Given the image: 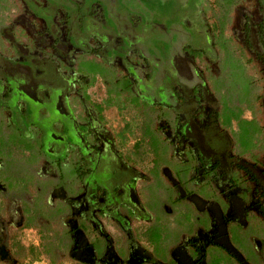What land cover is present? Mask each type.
<instances>
[{
	"label": "flooded vegetation",
	"instance_id": "1",
	"mask_svg": "<svg viewBox=\"0 0 264 264\" xmlns=\"http://www.w3.org/2000/svg\"><path fill=\"white\" fill-rule=\"evenodd\" d=\"M20 1L19 5L16 0H9L7 10L14 13L0 20V127L8 124L11 128H24L39 140L43 157L37 164L43 163L45 174L36 171V175L55 180L62 174L54 170L59 166L66 169L62 179L75 193L67 195L55 188L52 195L66 198L65 219L72 227L78 222L89 235L84 238L75 229L74 257L99 264H264V124L248 106V94L250 116L246 118L238 114L240 108L228 105L219 92L223 76H217L219 69L211 71V64L215 65L216 60L219 63V56L214 57L218 50L212 46L215 51L211 63L206 57L191 61L183 53L175 54L171 60L174 82L188 88L191 104L186 111H177L185 101L177 84L173 83L176 98L163 97L169 94L162 88L163 81L156 77L154 86L143 91L142 96L148 93L162 97L163 102L169 100L177 111L170 114L175 117L170 124L162 118L157 122L172 158L177 159L168 165L162 161V148L152 144L145 134L143 138L144 124L137 110L124 95H109L121 100L125 111L136 121L142 141L153 149L154 159L146 167L137 166L118 141L116 130L106 122L101 99L89 95L91 85L83 88L87 79L74 78V72L68 69L71 56L67 40L62 35L51 40L44 17ZM17 9L21 11L16 12ZM36 18L44 22L37 24ZM19 20L24 25L18 24ZM249 21L258 25L260 20H255L252 12L242 13V41L238 44L245 62L239 68L244 70L249 65L258 73L252 76L242 71V78L258 86L256 101L261 106L264 51L259 52L257 47L264 48V36L257 31L256 36H249ZM135 35L126 34L129 38ZM112 38L107 34L100 40L119 45L120 39ZM89 44L87 50L99 55L105 52L99 41ZM247 50L250 54L246 58ZM22 58L27 62L20 61ZM176 58L185 60L190 76L178 73ZM196 59L205 66H197ZM133 69L142 84L150 72L148 67L139 63ZM154 69L161 76L166 72L163 65ZM94 81L101 83L98 78ZM199 90L204 93V101L195 99ZM219 94L222 103L216 98ZM232 118L235 127L230 126ZM252 133L257 136L252 137ZM0 137L2 140V132ZM139 140L132 143L133 151L138 150L135 142L140 145ZM168 216H175L172 226L162 220ZM138 224L144 227L141 233ZM139 234L144 241L139 240ZM80 237L87 252L80 247Z\"/></svg>",
	"mask_w": 264,
	"mask_h": 264
},
{
	"label": "rangeland",
	"instance_id": "2",
	"mask_svg": "<svg viewBox=\"0 0 264 264\" xmlns=\"http://www.w3.org/2000/svg\"><path fill=\"white\" fill-rule=\"evenodd\" d=\"M16 1L20 5L21 1ZM23 1L32 12L40 13L44 17L45 22L39 18H36V22L37 24L44 22L51 40L54 38L56 41L58 37L62 38L60 35L67 40L69 45L68 53H71L75 47L81 51L85 50L91 41H99L102 44L105 40L100 39L102 36H107V34L114 39H120V41H123V37L130 32L136 34L139 31L143 34L142 36H152L155 32V26H159L164 33L168 31L166 34L172 36L173 33H177V28L180 27L181 22L183 23L187 19L189 36H182L180 39L181 42L173 49L175 51L168 52L167 60L169 64L167 63V66L171 64L174 55L180 53V45L182 43L186 44L188 48L194 49V51H196V48H203L206 54H208L206 56L209 59L208 61L211 63L215 51L211 45V41L213 40L212 36H222L221 38L229 37L234 43H240L242 41L241 22L243 12H252L255 20L259 18L261 21L258 23V25L261 23V27H258L253 21H249L246 29L247 34L249 36H256L258 34L257 32H260L264 36V0H240L239 5L232 7L229 22L226 24L224 31L221 33L219 30H216L212 34H207L206 31L202 30L199 31L198 21L204 19L203 17L205 16L208 18L207 21L209 23L214 22L220 24L222 22L224 13L222 10L220 12L217 0ZM8 7H10L9 0H0V20H4L8 14L14 13L12 10H7ZM197 8H200L202 11H196ZM20 11L21 9L16 10V12ZM26 12L28 14V10ZM204 13L205 15L203 16ZM120 15H125V20L119 18ZM133 15H135L136 21L131 22L129 21L130 17L127 18V16ZM20 17H23V15H20ZM11 18L15 17L11 15ZM20 21L18 24L24 25V22ZM157 34L159 32H156L155 35ZM236 49L237 47L233 45L222 49L220 48L218 50L219 63L217 64V60L215 61V65L217 64L218 66L211 64V71L217 72L218 69L220 70L221 73L219 72L217 76H221V79L223 76L224 82L220 86L219 92L225 96L228 105L240 108L238 114L248 118L250 116L246 105V94H248L250 100L248 106H252L259 123L264 124V105L261 104L260 106L258 105L259 102L256 101L258 86H254L252 83L249 84L243 81L245 78H242V71L248 72L252 76L258 73L254 72L253 68L249 65L244 66V70H241L239 68L241 65L239 66L233 62V60L241 64L245 62V58L242 56L243 52L240 60L237 59V53L240 54V51ZM257 49L259 52L264 51L262 46L257 47ZM147 51L150 55H152V52L153 54H157L154 47ZM247 54H250L248 50L245 53V57L248 56ZM0 59H3L1 55ZM22 60L27 62L23 58L20 59V61ZM195 62L199 67L205 66L199 59H196ZM254 66L257 67L258 64ZM260 84L264 90V79L261 80ZM103 88L99 81H94L88 88V93L92 98L101 99L105 120L110 124L112 129L116 130V136L121 146L131 154L132 160L137 163V166L144 165L146 167L148 162L154 159L153 149L148 142L142 141L135 126L136 121L129 115L130 112L125 111L121 100L112 99V101L107 102ZM220 96L221 94L216 98L222 103L223 101ZM208 98L210 99L212 97L210 96ZM230 126L235 127V119L232 118ZM255 135L257 136V133H252V137H255ZM137 138H140V145L137 151H133L131 145ZM0 156H19L20 158H25L21 150L9 146L3 139H0ZM37 165V174H45L43 163L40 162ZM5 210L6 212L0 216V264H50L47 258L40 253L41 233L39 230L32 226L20 224L18 219L20 211L17 200H10ZM162 220H164L166 225L172 226L175 216L164 217ZM143 228V226L138 224L139 233H141ZM138 238L144 241L140 234ZM61 264L74 263L72 261H64Z\"/></svg>",
	"mask_w": 264,
	"mask_h": 264
},
{
	"label": "trees",
	"instance_id": "3",
	"mask_svg": "<svg viewBox=\"0 0 264 264\" xmlns=\"http://www.w3.org/2000/svg\"><path fill=\"white\" fill-rule=\"evenodd\" d=\"M192 2L194 3V1ZM237 3H240V0H217L220 12L222 10L224 13L222 22L220 24L214 22L209 23L206 21L204 13V19H201V21L197 19L199 20V31L202 30L206 31L207 34H212L216 30H219L222 33L226 24L229 22L230 11ZM197 10L202 11L200 8H197ZM128 17H130L129 21H136L135 15ZM119 18L125 20V15H120ZM183 23L181 22L180 27L177 28V33H173L172 36L166 34L168 31L164 33L159 26H155V32L152 36H142L143 34L141 32L135 31L137 36H134V38L125 36L123 37V41L117 42L119 45L116 44L114 46L107 44L105 40L101 44L105 52L100 55L97 52L87 49L78 52L76 50L77 48H73L72 52L69 53V56H71V68L68 67V69L74 72V78L80 80L81 77H84L87 79L86 83L82 85L83 88L91 85L94 79L98 78L104 86L107 94V102L111 101L112 98L109 95L113 94L124 95L125 100L131 103L144 124L142 131L143 138L145 134V137L151 139L152 144L162 148V161L166 165L170 161L177 159H173L171 156L172 150L169 149V143L166 142V139L162 136V132L159 130L160 125L157 124L158 119L162 118L164 123L170 124L175 118L170 117L171 113H176L178 109L186 111L191 104L189 102L190 95L187 93L188 86L186 85V90L185 87L174 82L173 70L170 65L167 66L168 52L175 51L173 49L181 42L180 39L182 36H189L187 24L184 23V25ZM156 32H159V34L155 35ZM221 37L212 36V46L216 50H220V48L222 49L233 45L237 47L236 50L240 51V54L237 53V59L240 60L242 54L241 44L232 42L229 37ZM153 47L156 49L157 54H153L152 52V55H150L147 50ZM195 50L188 48L184 43L180 45V53L187 54L191 61H194L195 58L204 60L208 56L203 48H196ZM137 51L139 52L137 53ZM217 53L214 57L218 58L219 51ZM206 58L208 59V57ZM233 62L241 65L236 60H233ZM139 63L146 65L150 71L142 79V84L139 81L141 78L137 76L138 74L133 69ZM156 65L164 66V71L166 72L163 73V76H161V72L155 71L154 68ZM65 67V65H61V68ZM155 77L163 81L162 88L169 94L163 96L165 98L169 96L170 98H176L178 94L173 90V85L177 84L180 87V97L185 101L180 103L177 111L172 109V105L167 99H164L165 102H163L161 100L162 97L155 98L156 96L154 94L148 93L142 96L144 89L147 91V88L154 86L153 81ZM138 82H140V85ZM79 91L80 93L83 91L81 85L79 86ZM195 97L197 101L199 99L204 101L203 91L199 90V94ZM203 101H200V103ZM0 132H2L4 142L11 147H16L18 150H21V153L25 155V158H20L19 156H0V216L6 212L5 209L10 200L15 199L20 209L18 216L20 224L32 226L39 230L41 233L40 253L47 258L50 264H61L64 261H72L74 264H99L96 261L93 263L92 261L86 262L80 260L72 254L75 229H79L84 235V238L87 232L80 227L78 222H76L75 227L70 226L69 222L65 219L68 213L66 198L52 195V191L55 188L64 190L67 195L75 193L76 190H73L72 187L65 184L64 178L62 179L66 169L62 166L57 167L54 171L58 175L62 174V177H56L55 180L36 175L37 162L43 157V152L39 145V140L34 134L24 128H11L8 124H2ZM135 146L138 149V142H135ZM70 175L75 176L73 172ZM122 236L123 239H126L124 235ZM90 239L92 241V237L89 238V243ZM123 253L124 249L122 250Z\"/></svg>",
	"mask_w": 264,
	"mask_h": 264
},
{
	"label": "water",
	"instance_id": "4",
	"mask_svg": "<svg viewBox=\"0 0 264 264\" xmlns=\"http://www.w3.org/2000/svg\"><path fill=\"white\" fill-rule=\"evenodd\" d=\"M174 63H175V67H176V69L180 75L187 76V77L190 76L189 67L187 66V64L183 58H176L174 60ZM84 245H85V242H84L83 238L80 237V247L82 248V250L87 252V250L84 248L85 247ZM86 262H90V261L87 260Z\"/></svg>",
	"mask_w": 264,
	"mask_h": 264
}]
</instances>
